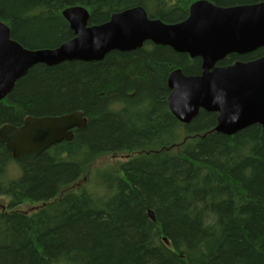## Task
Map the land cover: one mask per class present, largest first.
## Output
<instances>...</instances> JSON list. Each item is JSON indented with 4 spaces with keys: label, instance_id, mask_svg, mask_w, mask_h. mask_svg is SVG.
<instances>
[{
    "label": "trees",
    "instance_id": "trees-1",
    "mask_svg": "<svg viewBox=\"0 0 264 264\" xmlns=\"http://www.w3.org/2000/svg\"><path fill=\"white\" fill-rule=\"evenodd\" d=\"M195 1L0 0V22L22 47L50 49L73 38L61 16L68 7L86 8L91 25L135 6L172 24ZM263 55L264 47L221 63ZM200 67L150 42L99 62L31 67L0 100V127L72 112L86 126L70 142L16 160L0 142V196L9 198V212L0 210V264H264V129L226 136L214 131L216 114L200 110L184 125L167 106L168 75ZM108 156L122 162L98 175L94 165ZM88 175L100 195L64 192ZM25 203L39 206L11 210Z\"/></svg>",
    "mask_w": 264,
    "mask_h": 264
},
{
    "label": "water",
    "instance_id": "water-1",
    "mask_svg": "<svg viewBox=\"0 0 264 264\" xmlns=\"http://www.w3.org/2000/svg\"><path fill=\"white\" fill-rule=\"evenodd\" d=\"M61 16L73 38L50 49L22 47L0 22V100L35 65L99 62L111 51L130 52L150 42L201 60L200 75L185 76L180 69L168 75L167 106L178 122L187 125L203 110L217 115L214 131L226 136L255 124L264 129V56L225 68L215 66L228 55L264 47V2L220 7L197 0L185 20L172 24L150 19L141 6L114 13L99 25H88L89 14L82 6L65 8ZM85 126L79 112L27 117L18 127H0V142L16 160L70 142L73 131Z\"/></svg>",
    "mask_w": 264,
    "mask_h": 264
},
{
    "label": "rangeland",
    "instance_id": "rangeland-1",
    "mask_svg": "<svg viewBox=\"0 0 264 264\" xmlns=\"http://www.w3.org/2000/svg\"><path fill=\"white\" fill-rule=\"evenodd\" d=\"M119 156H117V159H115L112 156H108V157H104L102 159H100L98 161V163H96L94 165L95 172L99 171L98 175H102L104 176L103 172H106L107 167L113 166V167H117L118 164L120 162H122V158H118ZM9 174V176H15L17 174V170L14 167H10V170L7 172V175ZM97 175V177H98ZM90 178V176L88 175L87 177H81V179H79L75 184L71 185L70 187H68L64 192H68V191H77L80 188L85 187L87 190H89V192H91L93 195L98 194L100 195V190H101V185H97L95 183L93 184H89L88 183V179ZM9 202V198L7 196H0V210H4V211H8L7 209V204ZM38 204H29V203H25L23 205H19L11 210L14 211H20V212H25V213H31L33 211H35L38 208Z\"/></svg>",
    "mask_w": 264,
    "mask_h": 264
},
{
    "label": "flooded vegetation",
    "instance_id": "flooded-vegetation-1",
    "mask_svg": "<svg viewBox=\"0 0 264 264\" xmlns=\"http://www.w3.org/2000/svg\"><path fill=\"white\" fill-rule=\"evenodd\" d=\"M89 12V11H88ZM90 13V12H89ZM236 55V54H235ZM236 56H240V55H236ZM241 56H244V55H241ZM264 56V55H263ZM260 58V57H259ZM199 59V58H198ZM258 59V58H257ZM256 60V59H255ZM201 61V60H200ZM237 61H241V60H237ZM237 61H235V62H237ZM235 62H233V63H225V64H222L221 63V61L220 62H217L216 64H215V66L216 67H218V68H225V67H228V66H231V65H233ZM241 62H245V61H241ZM249 62V61H248ZM201 74V67H200V70H199V73H197V74H195L196 76L197 75H200ZM217 116V115H216Z\"/></svg>",
    "mask_w": 264,
    "mask_h": 264
},
{
    "label": "bare ground",
    "instance_id": "bare-ground-1",
    "mask_svg": "<svg viewBox=\"0 0 264 264\" xmlns=\"http://www.w3.org/2000/svg\"><path fill=\"white\" fill-rule=\"evenodd\" d=\"M25 77V76H24ZM22 79V78H21ZM20 80V79H19ZM18 81V80H17ZM10 93V92H9ZM8 95V94H7Z\"/></svg>",
    "mask_w": 264,
    "mask_h": 264
}]
</instances>
